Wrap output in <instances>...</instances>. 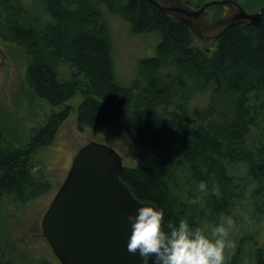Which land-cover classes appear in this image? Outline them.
I'll use <instances>...</instances> for the list:
<instances>
[{
	"label": "trees",
	"instance_id": "trees-1",
	"mask_svg": "<svg viewBox=\"0 0 264 264\" xmlns=\"http://www.w3.org/2000/svg\"><path fill=\"white\" fill-rule=\"evenodd\" d=\"M244 5L264 15V0ZM110 17L159 37L129 85L117 79ZM194 39L149 0H0V40L23 54L26 95L63 107L23 138L0 119V200L24 204L52 189L34 171L36 153L53 142L80 93L79 130L116 127L132 144L163 152L153 164L125 165L122 178L163 209L165 231L186 220L210 233L231 218L227 264H264V23L233 24L207 47ZM6 254L0 264H16Z\"/></svg>",
	"mask_w": 264,
	"mask_h": 264
},
{
	"label": "rangeland",
	"instance_id": "rangeland-1",
	"mask_svg": "<svg viewBox=\"0 0 264 264\" xmlns=\"http://www.w3.org/2000/svg\"><path fill=\"white\" fill-rule=\"evenodd\" d=\"M241 1L244 3L245 0ZM114 19L110 27L116 75L120 83L129 85L135 78L139 60L154 54L159 37L156 38L155 33H134L127 23ZM207 43L211 44V41ZM24 71L25 62L20 48L0 40V119L4 123L7 121V127L21 138L30 128L43 122L47 114L63 108H51L47 103L31 98L29 93L26 95L22 80ZM81 99L79 93L67 102L69 116L58 127L53 142L36 153L34 171L38 170L37 175H44L43 179H49L52 189L24 204L11 198L0 200V253L6 248V256L14 255L11 247H15L16 264H37L45 260L61 264L42 233L41 219L82 145L91 139L103 141L122 156L124 165L130 166H135L140 160L153 164L163 153L132 144L116 127L101 125L79 130L76 109Z\"/></svg>",
	"mask_w": 264,
	"mask_h": 264
},
{
	"label": "water",
	"instance_id": "water-1",
	"mask_svg": "<svg viewBox=\"0 0 264 264\" xmlns=\"http://www.w3.org/2000/svg\"><path fill=\"white\" fill-rule=\"evenodd\" d=\"M149 1L207 39L236 23H264L261 11L246 12L235 0H210L200 7L184 0ZM212 4L235 5L236 15L209 24L206 8ZM123 169L122 156L103 141L90 140L74 155L41 219L42 233L62 264H142L138 255L127 251L128 216L142 206H156L133 193L122 178Z\"/></svg>",
	"mask_w": 264,
	"mask_h": 264
},
{
	"label": "clouds",
	"instance_id": "clouds-1",
	"mask_svg": "<svg viewBox=\"0 0 264 264\" xmlns=\"http://www.w3.org/2000/svg\"><path fill=\"white\" fill-rule=\"evenodd\" d=\"M198 190L207 194L205 182L198 185ZM213 194L219 197L218 189ZM200 202V197L189 203ZM164 211L154 206H142L135 215H129L131 235L127 243V251L138 255L142 264H227L226 248L230 246L228 237L234 227V221H226L212 227L210 233L196 227L193 228L186 220L178 225L164 228Z\"/></svg>",
	"mask_w": 264,
	"mask_h": 264
},
{
	"label": "flooded vegetation",
	"instance_id": "flooded-vegetation-1",
	"mask_svg": "<svg viewBox=\"0 0 264 264\" xmlns=\"http://www.w3.org/2000/svg\"><path fill=\"white\" fill-rule=\"evenodd\" d=\"M206 1L209 0H203V1H198L195 0V7H199L201 5H203ZM239 3V5H241L243 7V9L246 12H256L259 10H254V9H250L248 7H246L244 5V3L241 0H235ZM208 10V17H207V21L209 24H213L215 21H217L220 18L223 17H230V16H235L236 12H237V7L235 5H231V6H222L219 4H213L210 5L209 7H207ZM195 34V33H194ZM205 36H207V32L204 33ZM217 36L214 35L211 38L207 39V37H200L197 34H195V42L197 45L201 46V47H207V42L208 41H213Z\"/></svg>",
	"mask_w": 264,
	"mask_h": 264
},
{
	"label": "bare ground",
	"instance_id": "bare-ground-1",
	"mask_svg": "<svg viewBox=\"0 0 264 264\" xmlns=\"http://www.w3.org/2000/svg\"><path fill=\"white\" fill-rule=\"evenodd\" d=\"M113 49V48H112ZM113 52V51H112ZM113 55V54H112Z\"/></svg>",
	"mask_w": 264,
	"mask_h": 264
}]
</instances>
